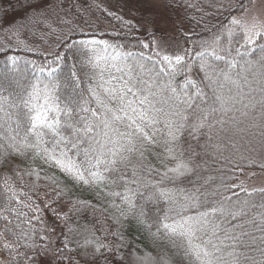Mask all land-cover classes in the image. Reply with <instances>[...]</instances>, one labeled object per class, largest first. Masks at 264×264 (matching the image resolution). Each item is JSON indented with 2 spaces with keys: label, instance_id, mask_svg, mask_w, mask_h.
<instances>
[{
  "label": "snow or ice",
  "instance_id": "6c2138e0",
  "mask_svg": "<svg viewBox=\"0 0 264 264\" xmlns=\"http://www.w3.org/2000/svg\"><path fill=\"white\" fill-rule=\"evenodd\" d=\"M185 2L168 0L166 7ZM63 3L16 0L12 6L29 23L43 20L51 29L48 15L64 11ZM253 5L254 0H216L226 22L197 43L198 51H169L176 38L156 26L165 22L162 16L140 25L149 38L140 41L148 55L123 52V45L88 36L61 18L71 27L59 37L58 50L43 63L24 61L23 80L17 76L20 58L0 47L6 56L0 72V264H264V187L222 181L209 193L201 191L208 180L197 185L203 157L219 154L231 162L222 150L236 149L237 140L246 138L264 151V21H248ZM115 18L129 34L137 30L131 21ZM12 23L3 11L0 24ZM26 27L7 31L18 36ZM180 35L187 42L182 29ZM161 145L162 153H156ZM153 155L163 171L151 163ZM36 159L60 176L41 177L42 169L22 167ZM247 165L264 169L254 159ZM25 176L43 178L51 189L41 198L32 183L29 191L40 203L9 184ZM78 185L116 189L106 192L115 214L108 217L112 226L103 229V240L71 226L72 216L96 207L68 195ZM62 203L69 205L67 212L59 210ZM45 211L54 217L50 226ZM56 222L62 225L58 235ZM132 230L151 240L153 250L140 248Z\"/></svg>",
  "mask_w": 264,
  "mask_h": 264
},
{
  "label": "trees",
  "instance_id": "16d2710c",
  "mask_svg": "<svg viewBox=\"0 0 264 264\" xmlns=\"http://www.w3.org/2000/svg\"><path fill=\"white\" fill-rule=\"evenodd\" d=\"M237 2L238 0H233V3ZM12 5H16V0H11V4L9 3V0H0V10H2L0 11V15H2L3 11H6L8 13V19L13 22L12 24H0V47L9 50L7 55L20 58L18 64L19 72L17 73V76L21 80L28 76V66L25 65L24 61L32 60L37 63H43L48 54L58 50L57 46L60 42L59 37L65 35L68 32V28L71 27V25L62 24L60 22L61 18L71 20L72 24L75 25L77 29H85V34L88 36L94 34L98 39H106L109 40L110 43L123 45L124 47L121 49L123 52L139 53L143 51L145 55L150 54V50L142 48L140 44V41L149 43L148 36L145 33H142L140 29L129 34V29L124 26L122 21L117 20L113 15H109L111 12L102 0H64V3L62 4L64 11H60L58 15H53L51 13L48 15V23H51L52 25L51 29L46 26V23L43 20H34L29 23L28 17L24 11L21 10L18 5L15 7ZM188 5L191 6L189 7ZM215 5L216 0H186L183 7L170 9L173 11H180L182 13L181 17H183L185 25L188 27L186 30L182 29L183 32L187 34V42H185L184 37L180 35V31L178 32L177 39L182 48L198 51L199 49L196 48L197 43L202 40L210 39L211 31L218 28L222 21L226 22L227 14L218 12ZM20 24H28V27L19 28L18 36L7 31V29L13 27V25ZM52 29H55L56 31H52ZM75 35L79 38L81 34L77 31ZM27 49H31V51H28ZM109 52H111V50H109ZM100 54L103 55L104 53L101 52ZM5 59L6 56L0 53V72L3 71V62ZM178 79H182V77H179ZM250 147L254 148L255 151H249ZM162 151V145L155 149L156 153H162ZM222 151L223 156H228L231 162L223 159L219 154L203 157L206 164H204L200 170L202 179L197 181V185L199 186L200 184H203L204 180H208L209 182L207 185H204L201 191L211 193L221 185L222 181L226 183L234 182L237 184L243 182V184L247 186V183L242 180V177L246 173L264 171V169L257 166L249 167L247 165V161L252 159L256 160L257 164L264 162V151H261L258 142H253L252 145H249L247 143V138L245 140H237L236 149H232L229 146ZM241 155L246 159H240ZM149 159L155 167L159 168L161 171L164 170L155 155L150 156ZM166 163L170 162L166 161ZM22 167L26 170L29 167H34L37 170L42 169L41 177L44 175L52 176L53 174L60 176L59 172L53 168L47 167L39 159H36L34 163L31 161H25L22 164ZM241 168L243 169L242 171L240 170ZM210 177L211 179H209ZM61 179L63 178L61 177ZM33 182L39 185L37 192L41 198H44L45 193L51 192V189L46 186L47 182L43 178L36 180L35 176H25L23 182L15 178L9 180V184H14L18 195L19 190L22 189L23 192L31 195L33 200H36L35 193L29 191ZM0 184H2V181H0ZM101 188H89L88 186L78 185L73 188L68 195L73 199L78 197L80 200L87 201L96 206L95 209L89 208L78 216H72L70 221L71 226L76 228L79 233L88 235L92 239L98 237L103 240L106 235L103 229L112 226V221L108 219V217L115 214V210L109 207L113 198L106 195V192L116 189L103 185ZM220 190L223 192V189ZM223 194L228 195L229 193L223 192ZM51 198V195L47 197L49 200H51ZM20 199L26 203L28 202L27 196H20ZM211 199L212 197L209 196V200ZM216 199H219V197H216ZM36 202L40 203V200H36ZM116 202L119 203V200ZM11 206L19 208L22 211H27L22 205L13 203ZM40 206L43 208L42 203ZM68 207L69 205L64 203L58 206L59 210L64 212L68 211ZM31 215L32 213L29 212V216ZM43 215L46 224L50 226L54 221L51 212L45 211ZM10 218L13 219L14 224L18 222L14 216ZM33 223H35V221H33ZM56 223L58 225L56 228V234L58 235L61 232L62 225L60 222ZM29 227L30 225H21V228L24 230H27ZM37 227H40V225H37ZM85 229H87L86 232ZM72 235L75 238L77 233H73ZM256 235H259V233H256ZM130 236L135 237L140 248L147 251L153 250L151 240L142 235L136 234L134 230L130 232ZM2 242H4L3 239ZM167 246V243H165L164 247ZM250 255L255 256L257 260L261 258L259 252H253L250 253ZM3 257L4 254L0 252V259Z\"/></svg>",
  "mask_w": 264,
  "mask_h": 264
},
{
  "label": "rangeland",
  "instance_id": "374dc122",
  "mask_svg": "<svg viewBox=\"0 0 264 264\" xmlns=\"http://www.w3.org/2000/svg\"><path fill=\"white\" fill-rule=\"evenodd\" d=\"M107 6L109 11L115 16H120L124 21H131L144 33L143 28L140 27L141 23L149 18H155L157 20L164 18V23L156 26L162 27L165 31L170 33L176 38V42L173 43L169 51H175L177 48H182L178 41V32L181 29H188L185 25L182 13L178 10H170L166 7L168 0H149L148 5L141 4L139 0H102ZM257 16L260 20L264 21V0H254V5L249 9L247 13V19L252 22V17ZM121 21V20H120ZM149 30L153 25H147ZM187 27V28H186ZM242 180L247 183L248 188H260L264 187V171L263 172H249L246 173ZM2 239H0V245H2Z\"/></svg>",
  "mask_w": 264,
  "mask_h": 264
}]
</instances>
